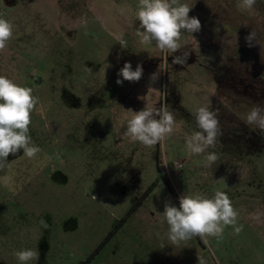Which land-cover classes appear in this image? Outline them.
<instances>
[{
	"label": "rangeland",
	"instance_id": "rangeland-1",
	"mask_svg": "<svg viewBox=\"0 0 264 264\" xmlns=\"http://www.w3.org/2000/svg\"><path fill=\"white\" fill-rule=\"evenodd\" d=\"M138 3L0 0L13 26L0 75L39 98L30 134L42 149L0 170V264H21L14 253L25 249L38 253L28 264H264V129L247 122L254 108L264 113V0H178L201 28L182 30L176 53L140 42ZM125 62L143 75L118 85ZM201 106L216 113L219 135L194 154L186 138L200 130ZM143 108L175 118L152 147L125 135ZM217 191L242 230L171 243L165 203Z\"/></svg>",
	"mask_w": 264,
	"mask_h": 264
},
{
	"label": "clouds",
	"instance_id": "clouds-1",
	"mask_svg": "<svg viewBox=\"0 0 264 264\" xmlns=\"http://www.w3.org/2000/svg\"><path fill=\"white\" fill-rule=\"evenodd\" d=\"M255 0H243L246 7H251ZM191 8L186 4L178 3V0H139L136 10V18L139 27L136 35L140 42L150 45L155 42L163 52L176 53L180 50L179 43L181 31L197 32L201 28V22L197 17L189 15ZM13 26L3 17H0V51L6 48L7 42L12 38ZM250 33L245 40L251 42ZM121 45L126 42L121 39ZM188 53L174 55L172 63L183 65ZM90 70V69H89ZM143 75V67L137 64L133 70L130 62H125L119 70L116 83L121 85L123 81L138 82ZM156 74L152 79L155 80ZM39 98L33 95L30 87H24L6 76L0 75V170L8 164V157L15 156L21 150L29 159L37 156L42 149L36 145L30 134L32 113L35 110ZM197 127L200 129L194 135L186 138V148L190 153L201 154L209 147H215L219 135V121L216 113L206 106H201L195 113ZM248 124H256L264 129V113L259 108H254L247 117ZM175 118L172 112L166 108L135 111L134 116L128 121L126 136L144 146L152 147L171 134L174 130ZM217 160L215 153L207 156L209 164ZM164 222L168 225L167 238L173 244L186 242L194 237H221L225 226H234L236 233L242 230V226H236L237 212L232 206L229 196L222 191H217L212 198L201 195L179 197V206L170 201L164 205L160 213ZM44 228L47 223L41 221ZM21 264L38 258V253L31 249H25L14 253ZM197 264H206L203 258H197Z\"/></svg>",
	"mask_w": 264,
	"mask_h": 264
},
{
	"label": "built area",
	"instance_id": "built-area-1",
	"mask_svg": "<svg viewBox=\"0 0 264 264\" xmlns=\"http://www.w3.org/2000/svg\"><path fill=\"white\" fill-rule=\"evenodd\" d=\"M175 166H178V164H177V163H175Z\"/></svg>",
	"mask_w": 264,
	"mask_h": 264
},
{
	"label": "trees",
	"instance_id": "trees-1",
	"mask_svg": "<svg viewBox=\"0 0 264 264\" xmlns=\"http://www.w3.org/2000/svg\"><path fill=\"white\" fill-rule=\"evenodd\" d=\"M152 190V189H151ZM149 192H151V191H149ZM149 194V193H148Z\"/></svg>",
	"mask_w": 264,
	"mask_h": 264
}]
</instances>
